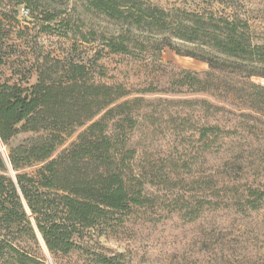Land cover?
<instances>
[{
    "label": "trees",
    "instance_id": "obj_1",
    "mask_svg": "<svg viewBox=\"0 0 264 264\" xmlns=\"http://www.w3.org/2000/svg\"><path fill=\"white\" fill-rule=\"evenodd\" d=\"M50 36L94 54L53 56L42 42ZM165 48L208 69L163 62ZM105 51L165 76L105 82ZM255 79H264V43L234 10L0 0V142L34 133L0 153V264H48L40 237L53 258L135 264L102 240L139 218L188 225L225 213L245 223L264 212V84Z\"/></svg>",
    "mask_w": 264,
    "mask_h": 264
},
{
    "label": "rangeland",
    "instance_id": "obj_2",
    "mask_svg": "<svg viewBox=\"0 0 264 264\" xmlns=\"http://www.w3.org/2000/svg\"><path fill=\"white\" fill-rule=\"evenodd\" d=\"M167 10L180 8L187 11L213 9L226 12L236 11L245 18L255 35L256 43H264V0H150ZM232 4L233 9L227 7ZM22 7H26L23 5ZM28 20V17H24ZM97 26L106 28V22L98 21ZM113 29L114 27H109ZM46 51L58 58H72L77 62H87L93 56L91 47L78 45L71 50L66 39L50 36L42 38ZM182 52L195 50L193 45L176 42ZM163 62H171L179 67L203 71L208 64L181 56L170 48L162 53ZM100 64L105 66L104 81L119 82L127 87L140 86L153 79L164 78L165 73L156 72L144 62L102 54ZM264 84V79H255ZM34 133L23 132L13 138L8 146L0 142V153L7 157L9 149L32 137ZM77 135L68 139L59 148L68 147ZM30 172L33 170H29ZM150 189V188H149ZM151 191H154L151 188ZM155 223L138 219L125 226L118 240H102L103 244L115 251L125 252L135 264H264V212L255 213L248 222L242 223L225 213L209 214L204 219L184 225L177 217L157 219ZM48 264H88L78 254L53 258L47 252L40 237Z\"/></svg>",
    "mask_w": 264,
    "mask_h": 264
},
{
    "label": "built area",
    "instance_id": "obj_3",
    "mask_svg": "<svg viewBox=\"0 0 264 264\" xmlns=\"http://www.w3.org/2000/svg\"><path fill=\"white\" fill-rule=\"evenodd\" d=\"M22 14L25 15V16H27L28 15V11L25 10V9H22Z\"/></svg>",
    "mask_w": 264,
    "mask_h": 264
},
{
    "label": "water",
    "instance_id": "obj_4",
    "mask_svg": "<svg viewBox=\"0 0 264 264\" xmlns=\"http://www.w3.org/2000/svg\"><path fill=\"white\" fill-rule=\"evenodd\" d=\"M41 239H42V237H41ZM42 241H43V244H44V246H45V249L47 250V252L49 253V251H48V249H47V247H46V245H45V242H44V240L42 239Z\"/></svg>",
    "mask_w": 264,
    "mask_h": 264
},
{
    "label": "bare ground",
    "instance_id": "obj_5",
    "mask_svg": "<svg viewBox=\"0 0 264 264\" xmlns=\"http://www.w3.org/2000/svg\"><path fill=\"white\" fill-rule=\"evenodd\" d=\"M43 242V241H42ZM44 245V244H43Z\"/></svg>",
    "mask_w": 264,
    "mask_h": 264
}]
</instances>
